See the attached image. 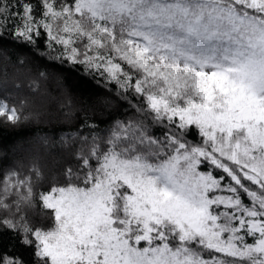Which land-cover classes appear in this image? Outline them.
<instances>
[{
  "label": "snow or ice",
  "instance_id": "snow-or-ice-1",
  "mask_svg": "<svg viewBox=\"0 0 264 264\" xmlns=\"http://www.w3.org/2000/svg\"><path fill=\"white\" fill-rule=\"evenodd\" d=\"M0 264H264V0H0Z\"/></svg>",
  "mask_w": 264,
  "mask_h": 264
},
{
  "label": "trees",
  "instance_id": "trees-1",
  "mask_svg": "<svg viewBox=\"0 0 264 264\" xmlns=\"http://www.w3.org/2000/svg\"><path fill=\"white\" fill-rule=\"evenodd\" d=\"M44 66H45V61L39 58H35V57L33 58V71H35L36 67H44ZM13 74H20L22 77L25 75L23 70H19V72L17 73V70L10 68L9 75L11 76ZM21 92L26 93L27 89H22ZM42 92L48 97V101L45 103L43 109V111L45 112L44 119L39 122L40 134L47 133L51 130L59 131L60 124L54 118L60 107L59 90L57 84L54 81L51 80L48 81L47 83L43 84ZM34 135H36V125L35 124L28 125L24 128L19 129L17 133L10 134L8 142H11V140L14 138H19V137L28 138Z\"/></svg>",
  "mask_w": 264,
  "mask_h": 264
}]
</instances>
